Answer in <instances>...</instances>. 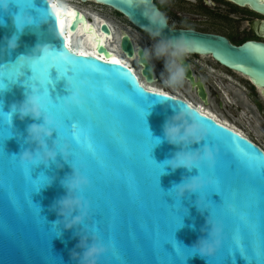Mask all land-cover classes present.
<instances>
[{
  "label": "water",
  "instance_id": "1",
  "mask_svg": "<svg viewBox=\"0 0 264 264\" xmlns=\"http://www.w3.org/2000/svg\"><path fill=\"white\" fill-rule=\"evenodd\" d=\"M79 1L82 4L93 1L109 7L140 31L149 23L143 14L144 8H132L129 0ZM232 1L240 6L249 5L254 12L264 16V0ZM150 5L157 8L153 0H150ZM30 7L32 9H28L29 15H26L33 24L31 28L25 27L22 33H17L13 24V17L20 11L18 6L10 2L6 12L0 10V23H3L0 26V85L7 88L0 92V110L8 112L11 105L24 100L25 92L30 91L28 80L33 72L36 81H41L46 73L48 83H51L48 90L53 102L58 98L62 100L69 94L64 78L67 73L65 66L73 63L86 66L81 75L93 80L94 87L87 97L89 110L81 119L92 125L96 175L88 176L91 187L83 194L91 204L90 217L84 224L65 230L62 218L50 209L55 201L66 195L61 181L77 166L74 153H87V146L82 143L77 148L69 140L72 151L68 162L58 155L56 164L31 169L22 166L16 156L32 147L25 143L27 126L42 123V120L26 118L21 121L13 115L11 126L7 119L0 122V264H76L70 258V252H79L76 245L81 237L91 235L93 222L99 219L97 210L102 222L96 234L105 243L113 242L114 237L116 244L135 249L138 254L134 259L139 264H209L198 254L192 256L193 250L190 249L204 235L202 229L206 231V222L219 220V210L223 207L222 215L227 224L225 235L230 237L238 221L228 212L226 205L235 204L241 211L249 205H256L258 195L250 185L254 183L257 189L264 187L259 178L251 179L241 152L233 146L253 154L257 168L264 163V152L187 101L148 89L141 79L146 83H156L153 68L140 57L144 48L138 46L136 50L133 39L125 31H120L119 51L127 59H138L140 75L122 63H111L115 54L108 49L106 41H114L116 36L104 19H99L100 24L96 25L79 9L69 5L57 9L56 4L49 0H31ZM58 10L62 13L60 19L70 18L69 34L81 31L92 37L96 55L81 56L69 48L56 25ZM70 13L76 14L75 19ZM13 34L18 35V47L8 53L2 45ZM181 34L190 41L191 54L211 56L222 66L247 76L255 85L264 88L263 43L246 42L236 47L224 37L172 29L169 24L163 30L164 38H176ZM39 43L48 44L50 54L36 62L34 69H23L21 77L14 75L10 65L16 63L21 55L30 54ZM100 56L104 59H99ZM28 63L24 61L26 67ZM183 63L186 77L194 84L188 64ZM105 88L110 89L112 95H105ZM198 96L207 104V95L202 87ZM188 106L195 110L206 126H210L207 127L210 134L205 143L217 149L218 156L214 169L209 170L206 166L201 169V175L211 180V184L200 193L178 200L171 190L173 185L181 183L182 177L199 175V171L164 170L162 163L181 148L166 141L156 145L155 138L163 140L165 122ZM49 114L58 119L60 109L53 106ZM56 139L61 143L65 141L54 133L48 140L49 146ZM202 146L203 142L191 145L189 150L195 151ZM48 178L52 180L51 185H45ZM110 224L113 227H109ZM226 245L227 241L223 240L216 255L218 264H223ZM111 260L112 252L101 257L100 264H111ZM226 264H249V261L237 251L229 253Z\"/></svg>",
  "mask_w": 264,
  "mask_h": 264
},
{
  "label": "clouds",
  "instance_id": "2",
  "mask_svg": "<svg viewBox=\"0 0 264 264\" xmlns=\"http://www.w3.org/2000/svg\"><path fill=\"white\" fill-rule=\"evenodd\" d=\"M11 0H0V10L6 12L9 8ZM132 8L143 7L144 17L148 20V25L142 28L149 38L153 41L151 47H145L140 52V57L143 61L152 64L153 60H164V72L161 74L164 77L163 83L169 88L179 86L186 77V68L183 63L184 57L191 52L190 41L181 34L176 38H164L163 30L168 27L167 15L158 8L150 5V0H129ZM163 4L164 0H160ZM13 24L17 33H22L25 27H32L33 20L27 16L13 17ZM3 23H0L2 26ZM18 47V35L13 34L7 38L2 48L8 53L14 51ZM50 54V46L45 43H39L30 54L21 55L17 61L23 60L29 63H35ZM66 79V78H65ZM51 83L35 81L32 86H28L30 91L25 92L24 100L19 104H13L10 111L4 112L0 110V122L7 119L8 124L12 125L13 115L23 121L26 118L33 121H41L42 123H32L27 126V136L25 143L32 146L24 149L18 156L19 163L22 166L34 168L43 165L45 168L51 164L57 163L58 155L65 162L71 158L72 145L65 140L61 143L58 139L54 140L49 146L48 140H51L54 133L59 136L58 122L55 118L47 114V106L50 101H53L48 90ZM66 88L68 95L64 97V107L67 110L84 106L85 99L79 90H75L66 79ZM7 88L0 87V92ZM47 92V99L45 98ZM163 140L155 138L159 145L166 141L172 146H179L180 151L175 155L165 160L162 164L164 170L170 168L173 172L178 169H184L191 172L193 169L199 171V175L192 177H182L181 183L174 184L172 189L174 197L181 200L189 195L200 193L211 184V180H207L201 175V169L207 167L209 170L216 165L218 152L212 146L205 143L209 136V129L196 115L191 106L185 107L178 111L177 114L169 118L163 126ZM203 146L195 151L189 150L191 145ZM59 167V165H57ZM52 180L48 178V183L51 185ZM62 187L66 191V195L58 199L52 205L50 210L57 213L62 218V225L65 230L84 224L85 220L90 217L91 204L85 199L84 193L91 187L89 177L81 170L74 168L72 174L66 176L61 181ZM198 208H201L197 203ZM202 209V208H201ZM227 210L231 212L232 205H228ZM206 231L202 229L204 235L190 249L193 250V255H199L207 260L216 257L217 253L222 248L224 231L223 225L213 219L207 222ZM183 227V225H182ZM79 252L73 250L70 252V258L76 264H100L101 257L113 252L111 243H105L99 235L96 234L95 228L91 230V235H84L76 245Z\"/></svg>",
  "mask_w": 264,
  "mask_h": 264
},
{
  "label": "flooded vegetation",
  "instance_id": "3",
  "mask_svg": "<svg viewBox=\"0 0 264 264\" xmlns=\"http://www.w3.org/2000/svg\"><path fill=\"white\" fill-rule=\"evenodd\" d=\"M72 1L80 2L79 0ZM153 2L158 9L167 15L168 24L172 29L191 30L200 34L224 37L236 47H239L246 42H257L264 44V28L261 29V27H264V16L254 12L249 7V5L240 6L232 0H164L163 4L160 3V0H153ZM81 5H89L91 10L100 13L106 17V19L113 20V22L120 27H129L148 36V34L133 27V25H131L124 16L109 7L96 4L93 1H89L86 4L81 3ZM185 9L189 11L188 14H182L178 12V10L185 11ZM171 10L173 11L172 14L174 16L190 21V24L187 26H175L168 16ZM201 16L205 17L206 19H202ZM106 19L104 20L106 21ZM207 22L210 24H218L223 22L230 30H238L239 33L245 36L241 39H236L231 35L210 30L209 28L204 27V24ZM194 23H198L199 26L197 27L196 24L194 25ZM135 48L137 50L138 46L135 45ZM136 60L137 67L141 70V66L138 64V59L136 58ZM203 60H207L208 62L205 63ZM157 61L158 65L164 66L163 59ZM183 61H185L189 66L191 79L193 80L194 84H192L191 80L187 77H185L183 83L186 84L188 91L195 96L196 100L203 103V101L198 96V92L202 87L207 95V104L203 103V105L205 107L212 106L211 100H214L215 106L217 107L216 109L223 112L228 118L227 120L235 127H238L239 130L243 132V134L227 126L226 124L219 122L218 120L216 121L241 134L244 138L264 152V131L255 125L253 126L247 120L240 118L238 114L242 111L241 106L236 107L231 105L230 107L225 108V105L223 104V98L220 93L221 91L216 87L215 80H220L222 75L233 79L235 82L234 86H231L227 80L223 81L224 86L228 87L233 96L241 97V99L250 108V111L254 115L258 116L260 120H262L263 127L264 88L255 85L247 76L222 66L211 56L189 53L186 57H184ZM152 68L154 76L157 79L156 83L161 84V79L155 75L154 67ZM231 75L238 77L240 80L234 79ZM186 96L189 97V95ZM176 97L187 101L191 106L197 108L195 104L189 101V99H187L185 96ZM239 120L244 121V123L250 127V134L245 132V129L240 125Z\"/></svg>",
  "mask_w": 264,
  "mask_h": 264
},
{
  "label": "snow or ice",
  "instance_id": "4",
  "mask_svg": "<svg viewBox=\"0 0 264 264\" xmlns=\"http://www.w3.org/2000/svg\"><path fill=\"white\" fill-rule=\"evenodd\" d=\"M11 3L17 5L20 10L19 14L16 15L17 17L28 14L27 10L32 9L30 7L31 0H11ZM56 15V25L59 28L61 35H63V21L60 19L59 12H57ZM69 15L75 19V13H70ZM65 43H67V41H65ZM97 44H100V41H97ZM53 54L55 55V53ZM80 55L83 56L84 54L81 53ZM99 59L103 60L104 56H100ZM35 63H28L26 67L24 61L19 60L16 63L11 64L10 67L12 68L14 75H19L21 77L22 75L20 74H23L22 70L25 68L34 69ZM111 63L117 65L120 62L115 58H111ZM65 67L67 68V73L64 78L68 79L69 84L73 89L79 90L81 92L85 99V104L82 107L67 110L64 107V98L62 100L58 98L55 102L50 101L48 103L47 114H49V109L53 106H56L60 109L59 118H55L59 125V137L67 141L70 140L77 146V148H79L80 144L82 143L87 146V153H74L77 159L76 168L83 171L87 176H95L97 162L95 161L96 145L93 143L91 134L92 125L90 122H86L81 119V117L89 110L87 97L89 90L94 87V82L93 80L81 75V72L84 68H86V66H81L79 63H73L71 65H66ZM88 69L95 73L94 70L90 68ZM69 72H71V75H68ZM35 81L36 77L33 72L31 79L28 80V83L30 86H32ZM41 82H48V76L46 73L41 78ZM0 87H2V85H0ZM104 93L105 95H112L111 90L108 88L104 89ZM44 95L47 99L46 91ZM161 95L163 94L161 93ZM123 102H126V100H123ZM207 127L209 128L210 126ZM233 147L236 148L238 152H241L246 166L248 167L251 179L255 181L257 178H259L262 182H264V163H261L257 168V161L253 154L242 152L237 145H234ZM250 187L253 192L257 193L258 202L256 205H249L243 211L238 210L235 204H230L232 205L233 210L228 212L232 214L236 221H238L236 226L232 229L230 237L225 235V228L227 227V224L226 218L222 215L223 207L219 210L221 212V218L216 221L223 225V240L227 241V245L223 249L225 256L223 264H226V258L229 257L230 252L233 254L237 251L241 256L244 257L245 260L249 261V264H264V187L257 189L254 183L250 185ZM220 204L223 206L224 202L222 201ZM228 205L229 204H227L226 207H228ZM96 217H99V219H95L93 226L96 230V233H98L102 222V217L99 210H97ZM109 227H113V225L110 224ZM112 241L113 242H110L113 247L111 264H139V262L134 259V257H136L138 254L135 249L126 248L122 244H116L114 242V237L112 238ZM208 262L209 264H218L216 257L209 259Z\"/></svg>",
  "mask_w": 264,
  "mask_h": 264
},
{
  "label": "bare ground",
  "instance_id": "5",
  "mask_svg": "<svg viewBox=\"0 0 264 264\" xmlns=\"http://www.w3.org/2000/svg\"><path fill=\"white\" fill-rule=\"evenodd\" d=\"M53 3L56 4L57 9L59 7H63L64 5H69L72 6L75 9H79L81 12H83L88 19H91L92 21H94V23L96 25L100 24V20L99 19H106V17H104L103 15H101L100 13H97L93 10H91L90 8H85L84 6L81 5L80 2H75L72 0H49ZM62 10V9H61ZM60 10H58L59 12ZM59 14L61 15L62 13L59 12ZM63 24H64V28H63V36L65 37L66 41H67V45L69 46V48L76 52V53H83V54H89V55H96L95 49H94V43L92 42V37L88 34H83L81 31L71 35L68 32V26L70 24V18L69 19H64L63 17H61ZM106 22L109 23L115 33L116 36V40L114 41H106V46L108 47V49L113 52L115 55L113 56V58H115L116 60H118L120 63L133 68V71L137 72L138 75H140V69L137 67V60H130L127 59L124 55H122L119 51L118 48V43L120 40V31H126L128 34L131 35V37L133 38V41L135 43L136 46H143L145 47H151L152 46V41L149 40L148 37L146 36H138L136 34V32L134 31V29L129 28V27H120L118 25H116L113 20L110 19H106ZM152 64L154 65V72L155 75H157L160 79H161V84H157V83H146L144 80L141 79V81L143 82V84L150 90H154V91H159L162 93H167V94H172V95H176V96H181V97H186L187 99H189V101H191L193 104H195V106L204 114H207L211 117H213L215 120H218L221 123L226 124L227 126L237 130L238 132L242 133L243 132L241 130H239L238 127H235L233 124H231L227 119L222 118L219 114H218V109H216L217 107L215 106V102L214 100H211V104L212 106H204L202 102L196 100L195 96L192 95V93H190L188 91V88L186 86L185 83H181L179 86L175 87V88H169L167 87L164 83V77L161 76V74L164 72V66H160L158 65V61L157 60H153ZM227 80L229 82V84L231 86L235 85V82L233 79H231L228 76H224L222 75L220 80L217 79L215 80V85L216 87L221 91V95L223 98V104L226 107H230L232 106H236L242 107V111L238 114L240 116V118L247 120L248 122H250L253 126L255 125L256 127L262 129L264 131V127H263V123L262 120H260V118L256 115H254L251 111L250 108L246 105V103L241 99V97H235L232 95L231 91L228 89V87H225L223 84V81ZM186 95H189V97H187ZM216 111V112H215ZM221 117V118H220Z\"/></svg>",
  "mask_w": 264,
  "mask_h": 264
},
{
  "label": "rangeland",
  "instance_id": "6",
  "mask_svg": "<svg viewBox=\"0 0 264 264\" xmlns=\"http://www.w3.org/2000/svg\"><path fill=\"white\" fill-rule=\"evenodd\" d=\"M82 6H84L85 8H91V7H89V5H82ZM175 12V11H174ZM178 12H180V13H182V14H188L189 13V11L188 10H186L185 9V11H179L178 10ZM173 11L171 10V12L169 13V18L171 19V21L173 22V24L175 25V26H187V25H189L190 24V21H187V20H185V19H183V18H180V17H177V16H174L173 14ZM176 13V12H175ZM201 18L202 19H206L205 17H202L201 16ZM196 24V26L198 27L199 26V24L198 23H194V25ZM204 27H206V28H209L210 30H213V31H219V32H222V33H225V34H228V35H231V36H233L234 38H236V39H241V38H243L245 35H243V34H241V33H239L238 32V30H230L229 28H228V26L226 25V24H224L223 22H221V23H212V24H210V23H205L204 24ZM135 32H136V34L138 35V36H146V37H148L147 35H145V34H143V33H140V32H138L137 30H134ZM149 38V37H148ZM150 41H152L151 39H149ZM153 42V41H152ZM203 62H208L207 60H203ZM234 79H236V80H240L238 77H236V76H234V75H231ZM216 112V111H215ZM218 114L222 117V118H225V119H228L227 117H226V115L223 113V112H221V111H218ZM220 117V118H221ZM239 122H240V125L241 126H243V128L245 129V132H247L248 134H250V127L248 126V125H246L245 123H244V121H242V120H239Z\"/></svg>",
  "mask_w": 264,
  "mask_h": 264
}]
</instances>
